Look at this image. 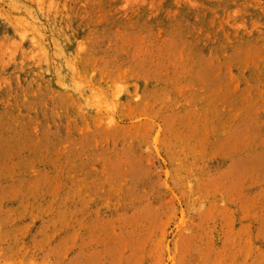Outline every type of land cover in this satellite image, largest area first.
Segmentation results:
<instances>
[{
  "label": "rangeland",
  "instance_id": "rangeland-1",
  "mask_svg": "<svg viewBox=\"0 0 264 264\" xmlns=\"http://www.w3.org/2000/svg\"><path fill=\"white\" fill-rule=\"evenodd\" d=\"M0 264H264V0H0Z\"/></svg>",
  "mask_w": 264,
  "mask_h": 264
}]
</instances>
